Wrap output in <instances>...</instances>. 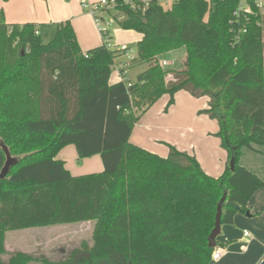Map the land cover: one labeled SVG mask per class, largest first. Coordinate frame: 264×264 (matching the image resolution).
Returning a JSON list of instances; mask_svg holds the SVG:
<instances>
[{"label":"trees","instance_id":"obj_1","mask_svg":"<svg viewBox=\"0 0 264 264\" xmlns=\"http://www.w3.org/2000/svg\"><path fill=\"white\" fill-rule=\"evenodd\" d=\"M116 1L107 14L142 35L131 64L147 66L131 86L110 84L123 54L105 40L84 52L66 21L43 43L34 24H8L0 10V174L7 151L15 161L0 179V264H211L222 198V225H232L264 187L239 164L243 148L264 146V19L255 6L236 17L240 0H177L169 9L134 0L135 10ZM182 47L184 68L163 69L160 57ZM181 91L209 98L200 114L218 122L228 152L218 178L173 145L162 157L130 142L150 107L168 95L167 110ZM70 144L79 164L100 155L104 171L72 176L57 159ZM85 222L95 223L92 245L57 263L5 246L8 232Z\"/></svg>","mask_w":264,"mask_h":264},{"label":"crops","instance_id":"obj_2","mask_svg":"<svg viewBox=\"0 0 264 264\" xmlns=\"http://www.w3.org/2000/svg\"><path fill=\"white\" fill-rule=\"evenodd\" d=\"M96 1L98 0H0V10L4 12L8 24L32 23L38 28L41 39L48 41L55 37L59 23L70 21L81 49L87 52L89 49L100 46L104 41V36L98 30L94 17L84 9L85 3L95 5ZM165 1L167 0H161L162 5L165 9H169L172 3ZM108 36L111 37L112 46H119L116 43L120 42L113 41L114 44H112L113 36L109 34ZM141 38L142 35L139 34L137 43ZM124 40L126 39L123 38L125 43ZM126 73L127 69L125 76ZM115 77V80L111 78L110 84L120 82L117 73ZM168 102L169 96L164 95L150 107L135 125L130 142L162 157L168 156L170 151L168 145H173L178 150L195 156L208 175L216 178L223 175L228 163V152L223 148L220 138L215 136L219 128L207 132V129L199 128L196 124L186 135L177 133L182 127L177 117L178 104L184 103L189 108L192 114V117H189L190 120L197 115L202 118L201 122H204L209 116L200 114V111L208 108L209 98L197 99L188 92L181 91L176 94L175 103L166 110ZM183 118L186 119V117ZM195 119L198 120L196 117ZM204 144L211 149V154L204 153L201 148L207 147ZM57 159L65 163L66 169L74 177L104 171L100 155L86 158L79 164L77 162L78 153L73 144L64 147L58 153ZM239 164L264 181V146H254V150L243 148ZM248 213L237 214L232 225H222L221 234L217 240L228 253L220 261H212L213 264H228L237 256L242 257V264H260L264 259V187L252 197ZM245 231L250 232L254 240L248 244V250L244 252L242 247L247 245L244 237Z\"/></svg>","mask_w":264,"mask_h":264},{"label":"rangeland","instance_id":"obj_3","mask_svg":"<svg viewBox=\"0 0 264 264\" xmlns=\"http://www.w3.org/2000/svg\"><path fill=\"white\" fill-rule=\"evenodd\" d=\"M100 1L101 0L96 1L95 5ZM103 16L105 17L106 21H111V23L107 26V31L109 35L113 36L112 44H114L113 41L120 42L116 44L128 46L131 50L134 51L133 56L137 55V38L139 37V33L135 30H123L119 27L116 20H114L112 17L110 18L107 12H105ZM123 38L126 39L124 40L125 43L123 42ZM41 40L43 42H49L48 40ZM172 52L173 53L169 52L160 57V60H168L174 62L171 67H168L165 70H182L185 63V47ZM125 60L126 58L124 55L117 59V61ZM146 66L147 65H145L144 63L131 64L127 69L125 79H136L137 75L142 72L146 68ZM111 78L113 80L116 79L114 72L112 73ZM178 109L177 117L181 122L182 127L178 130L177 133H185L186 135L189 133L191 127H193L194 125L196 126V124L199 125V128L207 129V132H211L214 129L219 128L218 122L216 120H212L210 117L208 119H205L204 122H201L202 118L197 117V115L190 120L189 117L191 118L192 114L190 113L189 108L186 107L184 103H179ZM183 117H186V119ZM195 117L198 118V120H196ZM177 137L180 138L179 135H177ZM204 145L207 146L206 144ZM201 148L206 155H209L212 152L208 146ZM94 225V222H85L81 224H66L8 232V234L6 235L5 246L9 254L23 251L35 257L48 258L50 261L57 263L63 257L68 255L72 250L80 248L82 244L92 245ZM7 257L8 256H6L5 258ZM241 258V256H237L234 260H232V262H229L228 264H242ZM211 264H213L212 261Z\"/></svg>","mask_w":264,"mask_h":264},{"label":"built area","instance_id":"obj_4","mask_svg":"<svg viewBox=\"0 0 264 264\" xmlns=\"http://www.w3.org/2000/svg\"><path fill=\"white\" fill-rule=\"evenodd\" d=\"M142 1L145 4V6L148 5V0H142ZM168 1L174 3L177 0H167L165 2L167 3ZM124 2H125V4L130 5L131 9H133V10L136 9V5L134 3V0H124ZM161 4H162V2H161ZM254 6L258 10L261 17L264 19V0H240L239 8L235 12V16L236 17L248 16V15L254 13V10H253ZM116 7H117V1L116 0H101L96 5H92L89 3L84 4V9L94 17V19L96 21V26H97L98 30L103 34L104 40L108 43V46L111 49L116 48V49L122 51V54L125 56V58H126L125 61H121L119 63L117 62L114 65V71H115V73H117V76H118L120 81L126 82V83H128L129 86H131V83H130L131 80L125 79V77H126L125 72H126V69H128V67L131 65L132 61L136 58L137 55L133 56L134 51L131 50L126 45H119V46H112L111 45L110 39L107 37L108 36L107 26L111 23V21L110 20L106 21L105 17L103 16V14L107 11L115 14L117 12ZM103 9H106V11L105 10L103 11ZM110 18H111V16H110ZM159 63L163 69L171 67L174 64L173 61H168V60H160ZM244 237L246 239L245 243L247 245L243 246L242 250L245 252L248 250V244L254 240V236L250 232L245 231ZM227 253L228 252L225 248L216 247L215 252L212 255V261H216V262L220 261L223 257H225L227 255Z\"/></svg>","mask_w":264,"mask_h":264},{"label":"water","instance_id":"obj_5","mask_svg":"<svg viewBox=\"0 0 264 264\" xmlns=\"http://www.w3.org/2000/svg\"><path fill=\"white\" fill-rule=\"evenodd\" d=\"M7 155V161L5 163L4 168L2 169V172L0 174V179H4L8 173L10 168L14 165L15 161L14 159L11 157L10 153L7 151L6 152ZM234 166H235V159L232 158L231 160V170H234ZM226 200V195L222 198V200L220 201L218 208H217V214L215 217V226L214 229L212 230L209 238H208V246L211 249H215L217 247V239L221 234V230H222V212H223V204ZM249 214V213H247Z\"/></svg>","mask_w":264,"mask_h":264}]
</instances>
